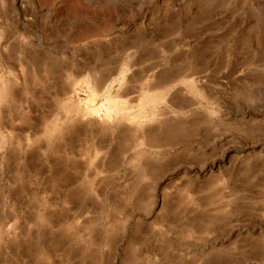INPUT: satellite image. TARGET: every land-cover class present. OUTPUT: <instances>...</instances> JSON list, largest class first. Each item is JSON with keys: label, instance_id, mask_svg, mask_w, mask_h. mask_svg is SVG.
<instances>
[{"label": "rangeland", "instance_id": "374dc122", "mask_svg": "<svg viewBox=\"0 0 264 264\" xmlns=\"http://www.w3.org/2000/svg\"><path fill=\"white\" fill-rule=\"evenodd\" d=\"M0 264H264V0H0Z\"/></svg>", "mask_w": 264, "mask_h": 264}, {"label": "bare ground", "instance_id": "6f19581e", "mask_svg": "<svg viewBox=\"0 0 264 264\" xmlns=\"http://www.w3.org/2000/svg\"><path fill=\"white\" fill-rule=\"evenodd\" d=\"M98 79H99V78H98ZM96 82H97V81H96ZM99 83H100V82H99ZM101 83L103 84V82H101ZM101 83H100V85H101ZM100 85H99V86H100ZM118 89H119V88H118ZM113 92H114V91H113ZM115 92H116V91H115ZM3 97H4V96H3ZM112 97H114V98L116 99L115 96H112ZM112 97H111V98H112ZM153 98H154V97H153ZM115 99H114V101H115ZM145 99H147V98H145ZM148 99H149V98H148ZM112 101H113V100H111V102H112ZM116 103H118V101H115V102H114V104H116ZM114 107H115V106L111 107L110 110L113 109ZM117 107H118V106H117ZM120 108H122V107H120ZM116 109H117L116 111H119L116 115L120 114V112H122V110H123V112H125V110H128L127 108L124 109V107H123V109H119V110H118V108H116ZM120 110H121V111H120ZM96 111H97V110H96ZM111 111H112V110H111ZM115 113H116V112H115ZM125 113H126V112H125ZM139 113H140V112H139ZM129 114H130V113H129ZM134 116L136 117V115H134ZM110 118H111V117H110ZM142 119H144V118H142ZM129 122L131 123V125L134 124V123H132L131 121H129ZM129 122H128V123H129Z\"/></svg>", "mask_w": 264, "mask_h": 264}]
</instances>
